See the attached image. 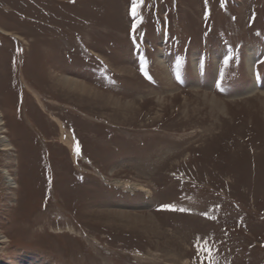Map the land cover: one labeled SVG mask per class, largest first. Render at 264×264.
<instances>
[{
	"label": "rangeland",
	"instance_id": "374dc122",
	"mask_svg": "<svg viewBox=\"0 0 264 264\" xmlns=\"http://www.w3.org/2000/svg\"><path fill=\"white\" fill-rule=\"evenodd\" d=\"M0 264H264V0H0Z\"/></svg>",
	"mask_w": 264,
	"mask_h": 264
},
{
	"label": "bare ground",
	"instance_id": "6f19581e",
	"mask_svg": "<svg viewBox=\"0 0 264 264\" xmlns=\"http://www.w3.org/2000/svg\"><path fill=\"white\" fill-rule=\"evenodd\" d=\"M159 56V55H158ZM161 57V56H160ZM254 61H255V56L253 55V54H249L248 56H247V58H246V66H247V69H249L250 71L253 69V65H254ZM64 77V76H63ZM66 77V76H65ZM59 78V77H58ZM60 79V78H59ZM65 80H67L66 82H64V84L65 85H63V88H65V86L67 87L68 86V90L69 91H72L73 90V86H71V84L72 85H74L75 84V81H78V80H75L74 78L72 79V80H74V81H72V80H70V79H68V78H64ZM62 80V79H61ZM62 82V81H61ZM79 82H81V81H79ZM74 83V84H73ZM82 83V85L84 84V85H86V83H84V82H81ZM76 85H77V83H76ZM61 86V85H60ZM77 87V86H76ZM92 87V86H91ZM248 89H246L247 90V92L248 93H251V92H254L256 89H257V85H256V82L254 81L252 84H250L249 85V87H247ZM83 89V88H82ZM82 89H81V91H82ZM79 90H80V88H79ZM89 90V89H88ZM94 90V89H93ZM96 92V91H95ZM101 98V97H100ZM211 100H212V98H211ZM118 101V100H117ZM116 101V102H117ZM215 101V100H214ZM120 102V101H119ZM219 102V101H218ZM125 103V102H124ZM126 105V104H125ZM118 106V105H117ZM120 106H121V104H120ZM125 182H120L119 184H124ZM118 184V185H119ZM127 184V183H126ZM129 186V185H128ZM135 185H133V187H134ZM129 187H131V186H129ZM135 188H136V186H135Z\"/></svg>",
	"mask_w": 264,
	"mask_h": 264
},
{
	"label": "snow or ice",
	"instance_id": "6c2138e0",
	"mask_svg": "<svg viewBox=\"0 0 264 264\" xmlns=\"http://www.w3.org/2000/svg\"><path fill=\"white\" fill-rule=\"evenodd\" d=\"M135 8V5H133V9ZM133 14H135L134 13V11H133ZM133 28H135V25H133ZM163 207H168L167 205H164Z\"/></svg>",
	"mask_w": 264,
	"mask_h": 264
}]
</instances>
